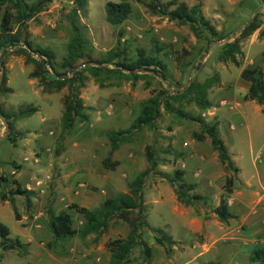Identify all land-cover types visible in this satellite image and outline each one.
I'll return each mask as SVG.
<instances>
[{
  "label": "rangeland",
  "instance_id": "rangeland-1",
  "mask_svg": "<svg viewBox=\"0 0 264 264\" xmlns=\"http://www.w3.org/2000/svg\"><path fill=\"white\" fill-rule=\"evenodd\" d=\"M38 1L28 0L30 4ZM121 1L88 0L76 15L87 41L85 61L104 60L107 52L117 47L130 57L139 49L150 54L157 45L174 92L183 94L193 79L203 83L220 75V83L208 91L213 107L201 110L193 95L180 102L170 100L174 110L162 106L152 128L135 133L133 142L111 153L105 133L131 127L143 103L152 92L162 89L158 77L151 74L134 80L102 72L94 78L85 72L88 80L81 98L93 108L88 111L90 120L63 138V99L68 90L43 92L38 80L30 77L33 66L26 65L23 56L11 49L0 55V107L13 114L35 110L29 117L12 121L14 130L0 116V195H9L15 179L35 192L29 209L24 196L15 197L19 221L11 203L0 197V222L11 230L10 238L20 240L27 250L25 255L5 250L0 238L2 264H110L108 244L128 236L127 223L116 219L101 236L57 238L50 228V210L59 214L72 203L96 210L106 199L128 193L129 185L149 166L148 146L158 155V172L173 176L176 170L184 171L186 180L196 184L197 192L208 196L216 207L224 187L233 180L229 206L237 216L222 223L203 205L196 211L180 204L168 180L152 173L145 188L147 222L150 228L173 236L175 244L167 252L153 234L145 232L143 240L151 250V264H252L251 252L258 242H264V112L255 101L244 99L249 83L241 78V72L257 66L264 69V37H260L264 5L259 0H176L189 8L201 4L205 20L218 33L198 37L190 25L150 11L149 0H131L130 18L122 26H114L108 21L106 6ZM160 1L167 4L173 0ZM75 8L74 0H51L27 23L25 36L34 47L50 48L58 63L67 55L72 36L69 18ZM6 12L15 13L11 5L4 6L0 27ZM254 16H259L261 28L244 37L241 30ZM235 41L245 53L238 68L220 61L224 45ZM1 76L2 80L7 78L11 92H1ZM179 110L209 124L219 122L220 137L239 171H230L221 163L209 138L197 140L199 124L179 118ZM19 133L24 137L15 145L8 136ZM108 157L115 167L104 165ZM71 214L74 228L80 231L85 218L76 211ZM126 264H147L144 248L136 247Z\"/></svg>",
  "mask_w": 264,
  "mask_h": 264
},
{
  "label": "trees",
  "instance_id": "trees-1",
  "mask_svg": "<svg viewBox=\"0 0 264 264\" xmlns=\"http://www.w3.org/2000/svg\"><path fill=\"white\" fill-rule=\"evenodd\" d=\"M88 0H74L76 8L74 16H70L71 25V40L68 45L67 55L58 63L56 54L45 47H34L32 42L27 38V23L35 17L39 12L43 11L45 5L51 0H41L30 4L28 0H0V10L6 5H11L15 13L6 12L3 16L0 27V55H5L9 50L13 53L21 55L25 58V64L33 66L30 77L37 79L43 92L52 94L60 92L64 89L68 93L63 99L64 113L62 116V137L65 138L71 134L74 128L80 123L90 120L88 111L93 108L84 104L81 98V90L85 88L88 77L85 72H89L94 78H97L100 73L104 72L108 75H124L136 80L143 77H161L165 80L159 81L162 89L158 92H152V96L143 103L139 115L127 130H109L105 133L111 144V153L118 151L124 144L134 141V134L152 128L157 119L161 115V108L165 106L166 110H174L170 100L181 101L188 95H193L194 101L201 110H208L213 107V103L208 98V91L214 85L220 83V75L217 74L212 78L207 79L203 83L194 81L188 89L181 94V91L174 92L172 84L167 76V66L160 60L159 52L161 48L154 46L152 52L147 54L145 50L139 49L135 57H130L125 49L117 47L116 49L107 52L106 58L97 62L100 66L90 65L83 67L87 49V41L84 39V34L81 26L78 24V12L83 10ZM131 0H122L120 3L109 2L106 6L108 21L114 26H122L131 16L133 8ZM140 2L141 0H136ZM264 5V0H259ZM150 11L154 14L166 16L171 20L178 21L183 24H188L196 34L201 37L204 33L210 34L212 37L217 36V31L211 26L202 14L201 4H197L189 8L185 3H178L173 0L167 4H163L160 0H149L147 4ZM176 6L173 10L171 7ZM261 28L259 16L255 17L245 28L242 35L250 36L255 31ZM260 37H264V29L260 32ZM36 53L37 56H34ZM245 58L239 42H228L223 47V52L220 56V61L224 64H232L235 67H240L242 60ZM113 65L115 68H109ZM152 71L153 73H147ZM145 72V74H139ZM241 78L249 83L248 93L244 99L246 101H255L262 107L264 112V69L261 66L254 68H245L241 72ZM160 79V78H159ZM12 90L7 87V78L4 77L1 84V92L9 93ZM178 117L195 121L201 128V133L196 134L198 141H204L209 138L214 151L218 153L221 163L230 171H239L235 167L234 162L223 143L220 132L219 122L213 124L207 123L202 117H191L182 111H177ZM35 113L34 109L20 110L18 113L5 112L0 107V115L4 117L8 123V128L14 130L13 122L17 119L29 117ZM24 134L19 133L17 136H8V139L16 145L19 138H23ZM146 157L148 168L139 173L133 182L129 185L128 193H120L115 197L106 199L102 205L96 210H90L86 207L72 203L67 210L54 214L50 210V228L57 238H73L80 234L82 238L96 234L101 236L110 227L114 220H122L129 225L130 231L126 238L117 239L108 244L111 252L110 264H126L132 252L136 247L144 248V255L147 264H151V250L143 240V234L150 232L154 235L155 242L165 248L167 252L172 251L175 244L173 236L166 233L162 229L150 228L147 222L145 208V188L149 176L159 174L166 178L174 190L177 201L186 206L192 207L197 211L198 206L203 205L216 215L222 223H228L233 219H237L229 206V198L232 194L233 180L228 181V185L224 187V194L221 197L220 204L216 207L210 202L208 196L197 192L196 184L189 183L185 178V173L182 170H176L173 176L158 172L157 168L160 164L158 155L155 149L151 146L146 148ZM104 165L108 168H113L117 164L112 163L111 158L104 160ZM5 181H8L6 179ZM9 195L1 194L3 201H9L15 211V217L19 221L20 214L15 206V197L24 196L27 200V208L32 207L31 198L35 192L22 187L18 180H13L10 183ZM14 187L15 190L12 188ZM71 211H76L82 215L86 223L84 227L78 231L74 228V220ZM11 230L2 222H0V238L1 246L5 250H16L22 255L26 254L25 245L20 240H12L10 238ZM262 237V236H261ZM261 239V238H260ZM249 261L252 264H264V242H258L249 256ZM0 264H2V256L0 255ZM212 264V263H211Z\"/></svg>",
  "mask_w": 264,
  "mask_h": 264
},
{
  "label": "water",
  "instance_id": "water-1",
  "mask_svg": "<svg viewBox=\"0 0 264 264\" xmlns=\"http://www.w3.org/2000/svg\"><path fill=\"white\" fill-rule=\"evenodd\" d=\"M255 17H256V16H254V18H255ZM254 18H253V19H254ZM253 19H252V20H253ZM252 20H251V21H252ZM251 21H250V22H251ZM250 22H249V23H250ZM249 23H248V25H249ZM246 27H247V26H246ZM246 27H245V28H246ZM245 28L242 29L241 31L245 30ZM33 54H34V56H37L36 53H33ZM90 65L100 66V65L97 64V63H86L83 67L90 66ZM146 72H147V73H150V72L153 73L152 71H146ZM2 78H3V76H1V81H2ZM159 78H160L161 81L165 82V80H164L163 78H161V77H159ZM193 81H194V79L191 80L190 83H192ZM0 116L2 117V119H4V117H3L2 115H0Z\"/></svg>",
  "mask_w": 264,
  "mask_h": 264
}]
</instances>
